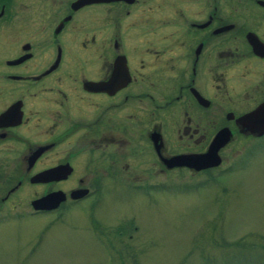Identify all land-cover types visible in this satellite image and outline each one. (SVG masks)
I'll list each match as a JSON object with an SVG mask.
<instances>
[{
    "label": "flooded vegetation",
    "instance_id": "af4514ba",
    "mask_svg": "<svg viewBox=\"0 0 264 264\" xmlns=\"http://www.w3.org/2000/svg\"><path fill=\"white\" fill-rule=\"evenodd\" d=\"M263 103L264 0H0V222L217 180Z\"/></svg>",
    "mask_w": 264,
    "mask_h": 264
},
{
    "label": "rangeland",
    "instance_id": "374dc122",
    "mask_svg": "<svg viewBox=\"0 0 264 264\" xmlns=\"http://www.w3.org/2000/svg\"><path fill=\"white\" fill-rule=\"evenodd\" d=\"M242 163L191 188L115 186L95 211L0 222V264H264L262 138Z\"/></svg>",
    "mask_w": 264,
    "mask_h": 264
},
{
    "label": "water",
    "instance_id": "95a60500",
    "mask_svg": "<svg viewBox=\"0 0 264 264\" xmlns=\"http://www.w3.org/2000/svg\"><path fill=\"white\" fill-rule=\"evenodd\" d=\"M245 119H247L249 124H253V126L250 127V130L253 129L258 133H261L264 130V103L256 110L250 112ZM216 147L217 144L211 142L206 151L202 153H196L194 156H191V165L199 168L205 166L206 164H216L219 160L215 152ZM211 158L212 160H210Z\"/></svg>",
    "mask_w": 264,
    "mask_h": 264
}]
</instances>
